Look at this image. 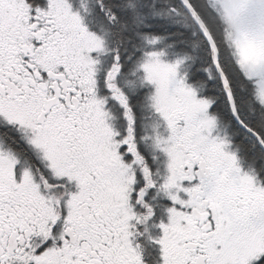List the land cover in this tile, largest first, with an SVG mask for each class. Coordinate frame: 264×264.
Returning a JSON list of instances; mask_svg holds the SVG:
<instances>
[{
    "label": "snow or ice",
    "instance_id": "snow-or-ice-1",
    "mask_svg": "<svg viewBox=\"0 0 264 264\" xmlns=\"http://www.w3.org/2000/svg\"><path fill=\"white\" fill-rule=\"evenodd\" d=\"M0 264H264V0H0Z\"/></svg>",
    "mask_w": 264,
    "mask_h": 264
}]
</instances>
